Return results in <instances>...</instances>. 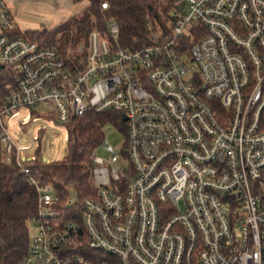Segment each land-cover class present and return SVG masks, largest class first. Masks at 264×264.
I'll use <instances>...</instances> for the list:
<instances>
[{
	"label": "built area",
	"instance_id": "2783aa9c",
	"mask_svg": "<svg viewBox=\"0 0 264 264\" xmlns=\"http://www.w3.org/2000/svg\"><path fill=\"white\" fill-rule=\"evenodd\" d=\"M170 13L154 45L123 47L112 18L64 54L15 35L0 0L13 87L0 147L39 197L25 264H264V0H171ZM90 110L123 113L128 145L93 150L97 193L77 207L31 175L37 135L24 146L10 124L25 111L63 129Z\"/></svg>",
	"mask_w": 264,
	"mask_h": 264
},
{
	"label": "trees",
	"instance_id": "16d2710c",
	"mask_svg": "<svg viewBox=\"0 0 264 264\" xmlns=\"http://www.w3.org/2000/svg\"><path fill=\"white\" fill-rule=\"evenodd\" d=\"M88 4L75 12L60 25L53 28L14 34L28 36L43 45H53L66 54L74 52L81 43L88 42L93 30L105 31L110 19L120 26V42L123 47L141 49L156 43V30L160 27L166 35L170 33L171 0H88ZM107 3V8L102 3ZM159 9H162L163 13ZM75 54V53H74ZM10 74L0 65V104L5 101L13 87ZM41 116L40 113L32 112ZM107 124L114 125L126 136L127 120L123 113L115 110L97 112L90 110L85 115L71 118L66 124V154L62 160L44 162L41 158L42 134L39 129L34 159L28 162L31 175L42 184H51L62 201L72 195L75 205L81 207L84 200L96 196L93 178L95 162L91 157L105 137ZM64 140L58 155L64 151ZM39 197L36 187L22 173L16 158L6 161L0 147V264H25L31 245L30 224L37 214Z\"/></svg>",
	"mask_w": 264,
	"mask_h": 264
},
{
	"label": "rangeland",
	"instance_id": "374dc122",
	"mask_svg": "<svg viewBox=\"0 0 264 264\" xmlns=\"http://www.w3.org/2000/svg\"><path fill=\"white\" fill-rule=\"evenodd\" d=\"M7 3L9 10L11 11L15 22L19 30L22 33H26L28 31L33 30H41L43 28H53L60 25L63 21H65L68 17H70L75 12L82 10L87 4L88 0H4ZM159 4H165L162 0L158 1ZM161 13H163L162 9H159ZM170 23V21L168 22ZM40 113H48L49 110L41 106L39 109ZM31 120L39 119V115L29 114ZM50 118V116H47ZM31 126V121L27 124L19 125V129L21 132L26 133V131ZM47 128H44L42 134V148H41V158L45 157L47 159L54 160L58 157V148L61 144V141H65V137L63 133L55 132V141L56 148L53 151L46 147V151H44V142L46 137ZM63 130L66 132L65 127ZM40 131L36 133L39 134ZM21 133V134H22ZM105 139L112 144L115 149L121 154V150L125 145L126 136L119 130V128L114 125L107 124L105 127ZM67 146V144H66ZM65 147V154H66ZM35 152V151H34ZM64 154V156H65ZM98 155L104 158H109L111 156L110 152L107 151L103 145L101 144L98 148ZM60 159L62 160L63 157ZM43 160V159H42ZM56 160V161H60ZM55 161V160H54ZM120 162L127 163L124 159H120ZM129 167L128 163L126 165ZM30 232L31 238L34 236V228L33 225L30 224Z\"/></svg>",
	"mask_w": 264,
	"mask_h": 264
},
{
	"label": "crops",
	"instance_id": "0c3cea01",
	"mask_svg": "<svg viewBox=\"0 0 264 264\" xmlns=\"http://www.w3.org/2000/svg\"><path fill=\"white\" fill-rule=\"evenodd\" d=\"M25 117H27V121H31L30 119V116H26L25 114V111H21L19 112V114L17 115L16 118H22L24 119ZM18 125V124H17ZM16 125V122H15V119H13L11 121V124L10 126L12 127V131L14 132V134L21 138V142L24 146H33V136H36V133H37V129L39 125H46L48 127V133L45 137V145H44V148H45V151H46V147H50L49 144L50 142H54V135H53V132L55 131V129H57V131L59 133H63V136L65 137V145H64V151L61 155H58L57 158H55L54 160H59L60 158H62V156H64L65 154V147H66V144H67V133L61 129V128H57L55 126H53L52 124H50L48 121L44 120V119H37V120H32L31 121V126L29 127V129L26 131V133H22L21 130L17 127ZM22 133V134H21ZM56 142V141H55ZM50 149V148H49ZM48 160H52V159H48Z\"/></svg>",
	"mask_w": 264,
	"mask_h": 264
}]
</instances>
